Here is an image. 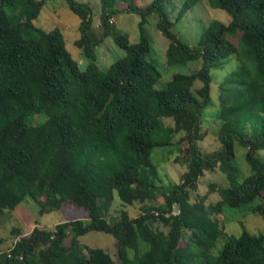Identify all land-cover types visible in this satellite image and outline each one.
Segmentation results:
<instances>
[{
  "label": "trees",
  "instance_id": "1",
  "mask_svg": "<svg viewBox=\"0 0 264 264\" xmlns=\"http://www.w3.org/2000/svg\"><path fill=\"white\" fill-rule=\"evenodd\" d=\"M47 1L0 0V216L29 195L42 212L68 201L89 218L53 229L34 226L29 233L14 227L17 238L0 253V264H264V233L229 235L221 216L225 205L249 204L264 216V161L258 157L264 149V0H209L230 20H211L197 46L173 30L168 0L143 6L101 0L99 33L91 5L65 0L81 20L75 43L83 63L59 27L47 31L34 23ZM198 1L184 0L177 21ZM122 12L141 16L138 41L111 20ZM152 14L169 40L168 65L201 62L161 87L163 71L149 59L145 28ZM108 36L125 55L103 69L97 48ZM232 55L239 65L219 83L213 113L222 148L204 154L197 141L208 133L202 124L213 103L212 70ZM237 144L251 166L243 180L234 163ZM169 146L164 153L186 146L187 169L179 182L165 185L152 153ZM215 168L227 183L212 182L193 200L200 177ZM115 193L122 206L117 215L111 213ZM212 193L215 202L207 199ZM93 230L115 237L113 256L100 247L84 250L80 236ZM221 236L227 238L213 254Z\"/></svg>",
  "mask_w": 264,
  "mask_h": 264
},
{
  "label": "rangeland",
  "instance_id": "2",
  "mask_svg": "<svg viewBox=\"0 0 264 264\" xmlns=\"http://www.w3.org/2000/svg\"><path fill=\"white\" fill-rule=\"evenodd\" d=\"M78 2H86L92 6L94 11V28L95 32H102L100 12L101 0H76ZM153 0H137L139 6L151 3ZM184 0H168L165 3L169 17L175 22L173 30L189 45L197 46L199 44L202 31L205 26L213 19H218L223 22H229V13L220 7H216L210 3L209 0H199L193 7L188 10L180 20L177 21L181 6ZM123 6V5H122ZM141 16L134 12H122L118 16L111 18L116 22V26L125 33H128L132 42L139 39V21ZM156 14L148 16L145 23L146 31L152 42V53L149 59L159 64L163 71L159 86H164L176 72H192L200 67V61H190L184 64L170 66L167 64L166 49L169 45L168 38L157 28ZM80 18L67 5L65 0H48L41 10V13L34 23L43 29L50 31L59 27L65 36L66 45L72 55L83 63L85 58L81 54V49L76 45L75 40L80 37L79 25ZM230 37V36H229ZM231 40L238 44L237 36L231 37ZM97 63L103 69L116 59L125 55V51L114 40L112 36H108L97 48ZM239 61L235 55L230 56L224 64L212 70V105L209 108L204 122L202 124V131L208 130L205 138L197 141L200 150L204 154H212L222 148V143L216 135L218 121H216L214 114L219 108V83L226 79L233 71L238 68ZM107 66V67H106ZM198 83L196 86H199ZM206 120V121H205ZM165 122L172 124V119H165ZM179 135H176V139ZM173 146L156 147L152 153L153 162L159 166L162 183L165 185L174 184L180 181V175L187 169L185 159L187 158V148L177 152L164 153L166 150H171ZM236 156L234 163L239 169V179L243 180L251 173V166L246 158V148L239 144L235 147ZM260 160L264 161V149L258 153ZM247 173V174H246ZM249 173V174H248ZM244 174V175H243ZM215 182L217 184L225 185L227 183L225 174L219 169L207 170L205 174L199 179L198 190L192 191V199L196 200L197 195L204 194L209 189V184ZM220 198V197H219ZM208 201L215 202L218 199L216 193L208 196ZM120 205V198L115 193V198L112 201L111 213L117 215ZM138 203L130 208L132 214H136L138 210ZM225 227V231L229 235L239 236L244 230H247L253 235H260L264 233V216L253 211V205H243L239 207H231L225 205L221 213ZM89 218L88 211L75 203L65 201L61 208L48 209L41 211V205L37 203L29 195L26 196L13 210L7 211L6 214L0 216V253L2 251L9 252L10 247L15 243L16 234L12 231L14 227H18L25 233H29L34 226L44 228H55L56 224L66 220ZM226 236H221L217 246L212 250L213 254L220 252ZM80 241L86 246L100 247L109 252L112 256L114 254L115 237L102 231H89L80 236ZM184 244V243H183Z\"/></svg>",
  "mask_w": 264,
  "mask_h": 264
},
{
  "label": "built area",
  "instance_id": "3",
  "mask_svg": "<svg viewBox=\"0 0 264 264\" xmlns=\"http://www.w3.org/2000/svg\"><path fill=\"white\" fill-rule=\"evenodd\" d=\"M179 211L173 210L172 213L173 214H178ZM22 259V256L20 257Z\"/></svg>",
  "mask_w": 264,
  "mask_h": 264
},
{
  "label": "bare ground",
  "instance_id": "4",
  "mask_svg": "<svg viewBox=\"0 0 264 264\" xmlns=\"http://www.w3.org/2000/svg\"><path fill=\"white\" fill-rule=\"evenodd\" d=\"M247 174V173H246ZM249 174V173H248ZM244 175V174H243Z\"/></svg>",
  "mask_w": 264,
  "mask_h": 264
}]
</instances>
